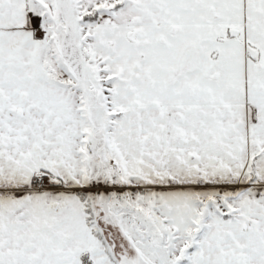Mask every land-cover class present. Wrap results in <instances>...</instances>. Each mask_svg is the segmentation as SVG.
<instances>
[{
  "label": "snow or ice",
  "instance_id": "obj_1",
  "mask_svg": "<svg viewBox=\"0 0 264 264\" xmlns=\"http://www.w3.org/2000/svg\"><path fill=\"white\" fill-rule=\"evenodd\" d=\"M0 264H264V0H0Z\"/></svg>",
  "mask_w": 264,
  "mask_h": 264
}]
</instances>
